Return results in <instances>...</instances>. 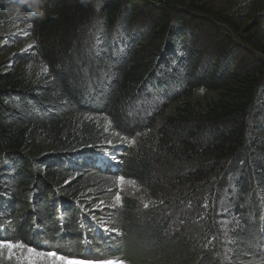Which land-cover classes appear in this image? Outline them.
I'll return each mask as SVG.
<instances>
[{
	"label": "trees",
	"instance_id": "16d2710c",
	"mask_svg": "<svg viewBox=\"0 0 264 264\" xmlns=\"http://www.w3.org/2000/svg\"><path fill=\"white\" fill-rule=\"evenodd\" d=\"M196 1L42 0V18L20 10L52 47L40 83L0 65L3 236L41 250L59 242L76 255L80 243L85 256L95 255L108 233L92 232L88 223L100 221L86 220L82 196L91 186L114 189L122 175L144 201L125 199L108 220L151 258L264 264V10L245 39L239 25ZM198 88L217 97L191 102ZM146 132L152 138L118 171L93 161L106 142ZM69 177L78 182L68 185ZM166 181L197 182L196 190L170 200ZM206 187L213 196L203 209L193 196Z\"/></svg>",
	"mask_w": 264,
	"mask_h": 264
},
{
	"label": "rangeland",
	"instance_id": "374dc122",
	"mask_svg": "<svg viewBox=\"0 0 264 264\" xmlns=\"http://www.w3.org/2000/svg\"><path fill=\"white\" fill-rule=\"evenodd\" d=\"M195 4L210 9L212 14L219 19H227L231 22L230 24L239 25L241 29L238 33L239 37L244 35L245 39L253 34L251 27L255 16L264 10V0H197ZM185 5H187V2ZM51 47V41L44 42L38 35L35 24L29 21L23 13H17L15 10L9 9L7 0H0V65H4V70L11 72L15 78L27 81V83H40L49 75V64L44 56V50L46 48V50H50ZM216 97V92L198 88L193 92L192 98L188 100L194 103H205ZM182 100L184 99H180L174 104H179ZM154 102L150 107L151 110L158 105V101ZM111 137L112 135L110 134L108 138L111 139ZM149 138L151 139L152 136L151 134L148 136V132H146L130 140L114 139L106 142L102 146V151L93 152V161L97 160L98 165L102 163L107 165L108 163L115 164L117 169L114 171H118L124 156L131 153V149L144 145ZM158 169L160 170L161 167ZM86 170L80 171L81 173H88ZM164 174L159 173V176ZM121 178H123V181H121ZM67 180V184L72 186H74L73 182L74 184L78 182L76 177H69ZM165 183L168 186L163 188V192L170 200L175 198L180 200L179 196L185 194L189 198L195 192L196 189L194 187L197 185V182L193 181L191 183H181L182 187L177 183L167 181ZM97 188L96 186H91V190L82 196L83 202L87 204L86 220L92 216L96 219L93 220L94 222L100 221L96 224L93 222L88 223L92 232L100 228L99 230L108 233V235H101L102 240L100 239V241L103 244L102 247L96 245L95 255L85 256V247L83 244L81 247L80 243L78 245L80 248L78 255L69 254L70 252L66 249L61 251L59 242L51 243V245H48L50 248L47 250H41L31 242L12 240L3 236V230L0 229V264H110V262L111 264H129L122 257V253L124 255L128 253L130 258L134 259V262H141L140 264H164L160 259L154 256L151 258V255L139 249L136 244L128 240L125 234L115 231L111 227L112 223L108 220L107 213L110 208L117 207L125 199L144 201L145 194L141 192L137 183L120 175L114 189H109L111 187H108L109 190L106 193H101L96 191ZM117 196L121 198L119 201L116 199ZM212 196L210 188L206 187L203 190H198L193 198L198 199L202 203L203 209H207L208 205L211 204ZM175 210L170 208L169 212L173 214ZM183 211L184 208L179 207V210L176 211L177 217L181 216ZM13 216H15V213ZM9 223L11 222L9 221ZM223 223V226L227 228L229 221L223 220ZM169 228L170 232L171 230L178 231L175 225H171ZM113 237L114 239H111ZM112 241L114 242L113 245ZM6 244L23 245V247L9 248L3 246ZM124 248L127 250L126 252H124ZM146 254L148 257L145 260ZM125 257L127 258V256ZM141 258H144V261H141ZM257 263H259L258 259L255 261L248 260L242 264Z\"/></svg>",
	"mask_w": 264,
	"mask_h": 264
},
{
	"label": "clouds",
	"instance_id": "9594fccd",
	"mask_svg": "<svg viewBox=\"0 0 264 264\" xmlns=\"http://www.w3.org/2000/svg\"><path fill=\"white\" fill-rule=\"evenodd\" d=\"M7 3L9 9L15 10L17 13L27 6V8L31 10L32 15L40 18L43 16V13L40 10L42 0H7Z\"/></svg>",
	"mask_w": 264,
	"mask_h": 264
},
{
	"label": "snow or ice",
	"instance_id": "6c2138e0",
	"mask_svg": "<svg viewBox=\"0 0 264 264\" xmlns=\"http://www.w3.org/2000/svg\"><path fill=\"white\" fill-rule=\"evenodd\" d=\"M121 181H123V178H121ZM116 199H117V201H119L121 198L119 196H117ZM145 207H147V205H145ZM3 246L9 247V248L16 247V246L23 247V245H12V244H6ZM110 264H111V262H110Z\"/></svg>",
	"mask_w": 264,
	"mask_h": 264
}]
</instances>
